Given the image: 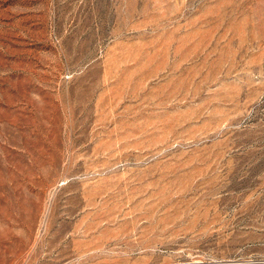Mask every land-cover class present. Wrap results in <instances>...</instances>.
Masks as SVG:
<instances>
[{
	"label": "rangeland",
	"instance_id": "1",
	"mask_svg": "<svg viewBox=\"0 0 264 264\" xmlns=\"http://www.w3.org/2000/svg\"><path fill=\"white\" fill-rule=\"evenodd\" d=\"M0 264H264V0H0Z\"/></svg>",
	"mask_w": 264,
	"mask_h": 264
},
{
	"label": "bare ground",
	"instance_id": "2",
	"mask_svg": "<svg viewBox=\"0 0 264 264\" xmlns=\"http://www.w3.org/2000/svg\"><path fill=\"white\" fill-rule=\"evenodd\" d=\"M10 250V249H9Z\"/></svg>",
	"mask_w": 264,
	"mask_h": 264
}]
</instances>
